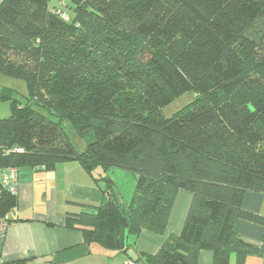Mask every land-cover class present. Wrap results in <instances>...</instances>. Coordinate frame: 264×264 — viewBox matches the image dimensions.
<instances>
[{
	"label": "trees",
	"instance_id": "obj_1",
	"mask_svg": "<svg viewBox=\"0 0 264 264\" xmlns=\"http://www.w3.org/2000/svg\"><path fill=\"white\" fill-rule=\"evenodd\" d=\"M1 0L0 74L27 82L25 103L0 90V167L135 176L130 202L79 203L66 225L120 250L143 230L164 235L189 193L181 231L142 264H213L264 257V0ZM67 7V9L65 8ZM69 11H72L70 14ZM194 90L171 117L163 107ZM85 142L79 150L64 123ZM17 195L0 197V217Z\"/></svg>",
	"mask_w": 264,
	"mask_h": 264
},
{
	"label": "crops",
	"instance_id": "obj_2",
	"mask_svg": "<svg viewBox=\"0 0 264 264\" xmlns=\"http://www.w3.org/2000/svg\"><path fill=\"white\" fill-rule=\"evenodd\" d=\"M105 176L115 183L123 200L130 202L136 180L122 168L88 171L74 160L61 162L53 170L20 168L17 204L6 233L0 236V264L139 263L143 254L156 253L168 235L181 231L191 204L189 196L175 199L164 235L146 229L137 237L129 233L126 247L120 250L109 249L100 241L86 242L80 229L66 225L67 212L81 211V202H105ZM199 263L213 264V252L202 250ZM230 264L240 263L233 256ZM241 264H264V257L249 256Z\"/></svg>",
	"mask_w": 264,
	"mask_h": 264
},
{
	"label": "rangeland",
	"instance_id": "obj_3",
	"mask_svg": "<svg viewBox=\"0 0 264 264\" xmlns=\"http://www.w3.org/2000/svg\"><path fill=\"white\" fill-rule=\"evenodd\" d=\"M62 7L61 0H50V8ZM67 9V7H65ZM71 15L72 11H69ZM4 88H9L11 93L14 95L13 97L18 99L19 103H25L28 100V97L31 93V88L27 84V82L23 79H19L16 77H12L9 75L0 74V90ZM196 98V92L194 90L188 91L181 96L176 97L174 100L166 104L162 113L171 117L178 110H181L183 107L191 103ZM10 115V106L8 102L0 103V117H7ZM65 130L70 138V140L78 147L81 151L85 148L84 140L79 137L75 128L69 121L64 123ZM133 175V173H132ZM134 176V175H133ZM135 178V176H134ZM120 185H123V182H120ZM187 196L191 197L189 193L181 191L177 198H187Z\"/></svg>",
	"mask_w": 264,
	"mask_h": 264
},
{
	"label": "built area",
	"instance_id": "obj_4",
	"mask_svg": "<svg viewBox=\"0 0 264 264\" xmlns=\"http://www.w3.org/2000/svg\"><path fill=\"white\" fill-rule=\"evenodd\" d=\"M19 176L20 169L17 167H0V197L4 192L18 195L19 192ZM9 213L0 217V236H3L8 226L10 225ZM127 264H139L134 261H130Z\"/></svg>",
	"mask_w": 264,
	"mask_h": 264
}]
</instances>
